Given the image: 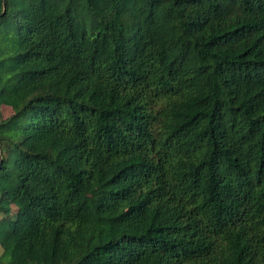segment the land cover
Masks as SVG:
<instances>
[{"label":"trees","instance_id":"trees-1","mask_svg":"<svg viewBox=\"0 0 264 264\" xmlns=\"http://www.w3.org/2000/svg\"><path fill=\"white\" fill-rule=\"evenodd\" d=\"M0 153V264H264V0H0Z\"/></svg>","mask_w":264,"mask_h":264},{"label":"rangeland","instance_id":"rangeland-1","mask_svg":"<svg viewBox=\"0 0 264 264\" xmlns=\"http://www.w3.org/2000/svg\"><path fill=\"white\" fill-rule=\"evenodd\" d=\"M13 113V110L10 106L8 105H4L2 107V114H3V117L6 118L8 116H10L11 114ZM2 252V248L0 247V253Z\"/></svg>","mask_w":264,"mask_h":264},{"label":"water","instance_id":"water-1","mask_svg":"<svg viewBox=\"0 0 264 264\" xmlns=\"http://www.w3.org/2000/svg\"><path fill=\"white\" fill-rule=\"evenodd\" d=\"M2 154L0 153V165L2 164Z\"/></svg>","mask_w":264,"mask_h":264}]
</instances>
